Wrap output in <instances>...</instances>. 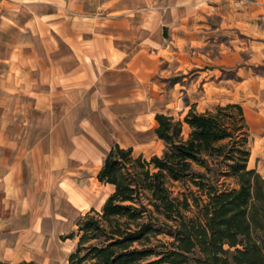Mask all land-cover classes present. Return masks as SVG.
Returning <instances> with one entry per match:
<instances>
[{"label": "crops", "instance_id": "obj_1", "mask_svg": "<svg viewBox=\"0 0 264 264\" xmlns=\"http://www.w3.org/2000/svg\"><path fill=\"white\" fill-rule=\"evenodd\" d=\"M147 1L0 0V260L20 261L12 256L21 234L36 223L35 209H48L70 157L134 147L122 143L117 107L133 90L144 96L168 46H149ZM86 103L89 115L70 132V111Z\"/></svg>", "mask_w": 264, "mask_h": 264}, {"label": "trees", "instance_id": "obj_2", "mask_svg": "<svg viewBox=\"0 0 264 264\" xmlns=\"http://www.w3.org/2000/svg\"><path fill=\"white\" fill-rule=\"evenodd\" d=\"M154 119L162 154L109 148L96 179L113 191L75 219L68 264H264V178L248 168L242 106Z\"/></svg>", "mask_w": 264, "mask_h": 264}, {"label": "rangeland", "instance_id": "obj_3", "mask_svg": "<svg viewBox=\"0 0 264 264\" xmlns=\"http://www.w3.org/2000/svg\"><path fill=\"white\" fill-rule=\"evenodd\" d=\"M147 3L149 46H168L161 51L164 61L158 64L155 58L149 68L144 96L136 93L139 89L133 90V101L117 107L118 122L127 128L122 143L132 142L135 153L146 158L161 155L165 146L153 131L155 113L182 120L191 108L204 112L236 102L242 106L249 128L248 168L264 178V0ZM89 106L85 104L84 112L70 111V132L78 117L89 115ZM182 133L187 135L186 126ZM103 157L100 154L89 161L70 157L62 187L54 182L48 209L34 210L36 223L22 232L14 261L68 264L76 239L67 236L75 230V219L90 208L100 210L113 191V186L100 184L95 178Z\"/></svg>", "mask_w": 264, "mask_h": 264}]
</instances>
